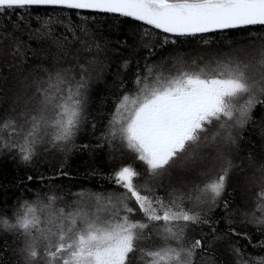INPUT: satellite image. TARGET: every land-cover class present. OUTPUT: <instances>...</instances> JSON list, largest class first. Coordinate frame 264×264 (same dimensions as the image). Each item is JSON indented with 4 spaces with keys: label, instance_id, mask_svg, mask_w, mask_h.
<instances>
[{
    "label": "snow or ice",
    "instance_id": "obj_1",
    "mask_svg": "<svg viewBox=\"0 0 264 264\" xmlns=\"http://www.w3.org/2000/svg\"><path fill=\"white\" fill-rule=\"evenodd\" d=\"M34 7L131 18L166 34L164 43L170 37L264 26V0H0V16ZM61 26L72 31L61 16L49 15L43 27L51 35ZM144 31L149 35V29ZM149 51L154 54L151 47ZM259 63L264 66V59ZM154 67L146 61V74L137 73L135 90L119 96L104 133L108 143L119 140L135 153L150 177L161 175L189 149L210 147L218 138L234 144L233 129L244 128L252 119L253 108L264 103L257 95L264 96V77L251 79L247 63L228 59L199 66L193 61L191 69L182 67L169 74ZM86 72L81 65L79 79L60 72L50 75L48 87L37 89L42 98L40 107L29 118L30 128L23 142L0 137V155L14 151L17 155L13 159L30 164L45 137L50 136L53 146L74 140L86 121ZM49 106L52 118L46 115ZM15 123L11 119L0 121V133L10 129L19 134ZM217 125L210 139L202 135ZM231 168L229 159L218 177L196 185L194 196L191 191L172 192L165 199L147 181L143 185L137 182L138 170L123 166L108 177L112 189L78 193L80 199L73 202L76 207L69 205V210L56 209L57 200L64 198L56 193L49 194L47 202L23 200L14 222L0 216V232L15 230L28 238L24 249L28 264H38L41 259V242L45 264H134L137 252L143 264H222L205 241H187L193 225L213 224L204 206L209 205L210 211L222 198ZM27 179L32 181L33 177ZM223 207L229 208L227 201ZM259 210L264 211V206ZM45 211L47 216L43 217ZM241 215L244 223L264 225V216L246 211ZM232 223L229 217L228 232L251 243L249 234L237 231ZM212 232L217 233V229L212 227ZM226 238L231 239L227 233L215 236L217 241ZM253 247L264 248V241ZM229 251L234 264H264V256L246 255L239 240L229 244Z\"/></svg>",
    "mask_w": 264,
    "mask_h": 264
},
{
    "label": "trees",
    "instance_id": "obj_2",
    "mask_svg": "<svg viewBox=\"0 0 264 264\" xmlns=\"http://www.w3.org/2000/svg\"><path fill=\"white\" fill-rule=\"evenodd\" d=\"M16 12L18 14L0 16V121L9 119L15 121L19 133H13L10 129L5 130L0 133L3 141L22 143L25 133L30 128L29 118L38 109L35 106L31 110L30 105H21L18 102L11 104L13 93L11 90L16 83V77L24 78L22 80L28 83L24 96L34 97V92L38 88L48 87L49 78L48 80L44 78L50 76L49 74L62 71L66 76L79 79L83 65L87 68L85 75L89 79V89L84 108L86 121L74 140L53 146L49 142L50 136L45 137L44 142L37 145V154L30 164H24L18 158L13 159V156L17 155L14 151L0 155V216L6 215L12 222L15 221L23 200L32 203L47 202L48 195L56 193L64 197L57 200L56 209L63 207L69 210V205L72 208L76 207L73 202L80 199L76 195L78 193L83 192L87 195L94 191L112 189L114 186L109 183V175L128 165L139 171L140 177L137 181L139 184L143 185L147 181L152 190L165 199H168L169 193L172 192L188 194L182 185L186 184L187 176L180 174L178 169L176 171L171 169L177 162L187 161L186 157L192 149L171 163L161 175L150 177L146 166L137 159L135 153L129 151L119 140L110 144L104 137L117 99L123 92L135 90L134 80L137 73L146 74V61L155 66V71L169 74L177 72L182 67L191 69L192 66L185 64H192L195 60L199 66L215 64L218 55H225V59L222 60L231 59L247 63L251 79L261 80L264 77V66L257 65L260 67L258 70L254 63L247 60L251 53H246L247 48L252 47H258L261 53L264 52V26L190 37H170L169 42L164 43L162 38L166 34L131 18L114 14L82 12L77 15L75 10L61 12L59 9L46 7L17 9ZM49 15L61 16L63 23L72 31H67L61 26L48 35L43 26L47 23ZM145 29H149L147 36ZM17 47L20 49L19 52L16 51ZM149 47L153 49L154 54H150ZM242 49L246 51L244 54H247V57H242L238 52ZM178 61H183V64ZM20 67L24 68L26 75L22 71L18 72ZM254 70L258 71L256 74L260 72L262 76L254 75ZM257 95L264 100V96L259 93ZM37 97L39 101L42 99L40 95ZM46 115L52 118L51 106ZM251 116L249 123L237 130L234 135L236 144L227 145L229 151L226 154L231 157L232 168L222 198L210 211L209 205L204 206V212L213 220V224L211 227L193 225L187 241L194 243L196 238L205 241L206 246L210 247V253L214 250L222 264H234L229 244L237 240L241 246H245L246 255L251 253L264 256V248L253 247L264 241V225L244 223V217L241 215V211H246L255 213L257 217H259L257 214H260V217L264 216V211L255 207L254 203L256 196L260 206H264V198L257 194L258 192L264 195V182L253 184L250 181L259 177L264 178L260 172L264 165V160L262 162L264 103H258L253 108ZM217 129L218 125L202 135H207L210 139ZM201 149L200 147L196 150ZM220 172L221 170L214 173L205 170L191 186L195 188L196 185H202L203 179L209 181L218 177ZM29 175L33 177L32 181H28ZM245 179H248L249 182H246L248 184L241 183ZM178 182L181 187L175 188ZM190 191L194 192L192 190L188 192ZM192 195H196V192ZM224 201L229 204L227 210L223 207ZM244 201L250 205L244 207ZM187 206L191 207V204ZM253 208L257 211H253ZM41 215L46 217L47 212ZM229 217L233 221L232 227L249 234L251 243L228 232ZM215 221H219V224ZM212 227L217 229L218 234L227 233L231 239L217 241L215 239L217 233L212 232ZM27 243L28 238L15 230L0 232V264H28L27 253L24 251ZM39 248L41 259L38 264H45L43 242ZM139 255L137 252L134 264H143V261L139 260ZM197 260H200L199 254Z\"/></svg>",
    "mask_w": 264,
    "mask_h": 264
},
{
    "label": "rangeland",
    "instance_id": "obj_3",
    "mask_svg": "<svg viewBox=\"0 0 264 264\" xmlns=\"http://www.w3.org/2000/svg\"><path fill=\"white\" fill-rule=\"evenodd\" d=\"M247 51H244V49H242L241 51H238L242 57H245L246 55L244 54L246 53H251V55H249L247 57V60H250L251 63L255 64L254 66H256L259 70L260 67H258L257 65L261 66L259 61L264 59V55H262L260 48L258 47H252V48H247ZM219 54V53H218ZM217 54V55H218ZM225 55H218V60H222L225 59L224 57ZM23 59V58H22ZM216 61V60H215ZM262 67V66H261ZM26 75L25 70L23 67L18 68V72H21ZM60 73H63L62 71H57ZM53 74H49L54 76L55 73ZM258 71L254 70V75L261 77L262 74ZM50 76H47L44 78V80H48ZM24 78L21 77H16V83L13 84V89L11 91H13L12 93V100H11V104L14 105L16 104V102L20 103L21 105H30L31 106V110H33L35 108V106H37L38 108L40 107V101L37 99V95H40L37 91L34 92V97H29V96H24L25 91L26 90V86L28 85L27 82H24V80H22ZM29 79L31 80V77H29ZM30 83V82H29ZM42 84V83H39ZM30 92V91H29ZM30 94V93H27ZM241 128H235L233 129V135L236 134L237 130H239ZM236 144V143H234ZM234 144L230 143V145L234 146ZM228 143H225L223 139L218 138L217 142L215 144H213L210 147H201V150H196V149H192L191 153L188 154V156L186 157L187 161L183 162L182 160L177 162V164L171 169V170H175L178 169L177 171L180 172V174H185L187 176V181L186 184H182L184 185V188H186L187 193H189V190H193L194 186H191L192 182H195L197 180V177H200L203 175L204 171L206 170L207 172H218L222 169V166L226 165V161L229 160L231 157H229V155H227L226 153H228L229 151V146H227ZM208 149V150H207ZM195 158V159H194ZM264 160V157L262 158V162ZM198 163V164H197ZM264 166V165H263ZM262 166V168L260 169L264 176V167ZM211 173V174H212ZM179 174V175H180ZM250 178V177H249ZM250 181L255 184L257 182H264V178L259 177L258 179L255 180H251ZM207 182V179H203L202 180V185L204 183ZM246 182H249L248 179H245L243 182H241L242 184H245ZM248 184V183H246ZM178 185V186H177ZM177 187H181V184L178 182L175 185V188ZM247 187V185H246ZM255 192V191H254ZM257 192V191H256ZM194 192H191V194H193ZM251 193V191H250ZM258 196L260 198H264V195L261 193H258ZM254 197V194H253ZM246 200V199H245ZM253 200V198H252ZM246 201H244L243 206L244 207H248L250 204ZM255 207H259V200L258 198L255 196ZM254 209V208H253ZM253 211H257V210H253ZM260 217V214H257Z\"/></svg>",
    "mask_w": 264,
    "mask_h": 264
},
{
    "label": "bare ground",
    "instance_id": "obj_4",
    "mask_svg": "<svg viewBox=\"0 0 264 264\" xmlns=\"http://www.w3.org/2000/svg\"><path fill=\"white\" fill-rule=\"evenodd\" d=\"M192 61H193V60H192ZM195 61H197V60H195ZM185 65L192 66V64H185Z\"/></svg>",
    "mask_w": 264,
    "mask_h": 264
},
{
    "label": "water",
    "instance_id": "obj_5",
    "mask_svg": "<svg viewBox=\"0 0 264 264\" xmlns=\"http://www.w3.org/2000/svg\"><path fill=\"white\" fill-rule=\"evenodd\" d=\"M139 22V21H138ZM142 23V22H141ZM231 30V29H230ZM226 31V30H225Z\"/></svg>",
    "mask_w": 264,
    "mask_h": 264
}]
</instances>
